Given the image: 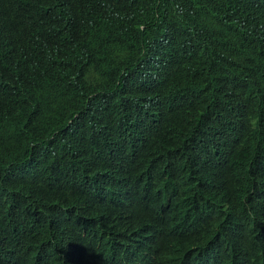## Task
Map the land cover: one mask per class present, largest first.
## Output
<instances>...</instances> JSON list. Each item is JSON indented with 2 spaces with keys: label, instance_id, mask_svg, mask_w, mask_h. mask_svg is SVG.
I'll list each match as a JSON object with an SVG mask.
<instances>
[{
  "label": "trees",
  "instance_id": "16d2710c",
  "mask_svg": "<svg viewBox=\"0 0 264 264\" xmlns=\"http://www.w3.org/2000/svg\"><path fill=\"white\" fill-rule=\"evenodd\" d=\"M51 1L0 0V184L38 161L55 204L130 185L106 264H264V0Z\"/></svg>",
  "mask_w": 264,
  "mask_h": 264
},
{
  "label": "clouds",
  "instance_id": "9594fccd",
  "mask_svg": "<svg viewBox=\"0 0 264 264\" xmlns=\"http://www.w3.org/2000/svg\"><path fill=\"white\" fill-rule=\"evenodd\" d=\"M51 4H54L51 0H16V16L27 12L34 14L39 8ZM17 34H13L7 54L18 49ZM27 164L14 165L0 184V220L6 221L5 225L0 224V264H106L98 252L125 239V230H118L114 224L119 216L128 213L123 205L133 200L136 195L134 189L122 183L113 191L102 188L83 204H55L52 192L37 186L45 183L42 180L44 176L39 173V162L35 161L26 168ZM256 192L261 194L259 190ZM106 207L108 209L103 212ZM106 219L112 222L105 225ZM228 229L216 237L225 235ZM47 231L50 232V244L28 247L25 243L44 238ZM93 242L97 244L94 253L99 262L93 260L94 255L90 252ZM204 255L206 264H222V251L218 245L211 244ZM185 257L197 260L189 253Z\"/></svg>",
  "mask_w": 264,
  "mask_h": 264
}]
</instances>
